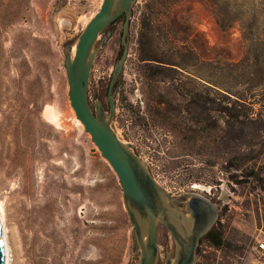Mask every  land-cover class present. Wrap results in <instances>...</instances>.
<instances>
[{"label":"rangeland","instance_id":"rangeland-1","mask_svg":"<svg viewBox=\"0 0 264 264\" xmlns=\"http://www.w3.org/2000/svg\"><path fill=\"white\" fill-rule=\"evenodd\" d=\"M102 0H0V205L9 264H135L121 188L69 104L63 51ZM145 0H136L128 55L117 78L113 125L150 174L174 197L191 192L215 204L222 245L206 238L195 264H264V102L239 128L207 99L213 92L176 71H152L136 43ZM133 7V8H134ZM179 15L210 46L242 56L240 25L264 22V0H176ZM216 20L232 24L219 28ZM122 19L90 69L87 96L107 110V87L121 53ZM202 95V113L196 102ZM196 101V102H195ZM254 162L233 170L234 153ZM227 169V170H225ZM253 171V172H252ZM254 173L255 178L245 175ZM235 181H234V180ZM160 262L173 251L163 226Z\"/></svg>","mask_w":264,"mask_h":264},{"label":"water","instance_id":"water-1","mask_svg":"<svg viewBox=\"0 0 264 264\" xmlns=\"http://www.w3.org/2000/svg\"><path fill=\"white\" fill-rule=\"evenodd\" d=\"M136 0H102L98 11L89 19L75 43V53L70 46L63 51V67L66 74L69 104L90 141L107 161L117 177L122 201L134 237L135 264H195L200 238L212 227L218 217L214 203L191 192L187 194L185 210L150 174L143 159L130 143L117 135L113 120L117 78L123 70L128 55V33L132 10ZM122 17L121 53L115 62L107 87V110L99 100L90 107L87 96L88 81L93 59L101 47V41L109 35L108 28ZM169 232L173 253L166 251L160 262L157 242L158 227ZM6 249L0 223V264L6 263Z\"/></svg>","mask_w":264,"mask_h":264},{"label":"trees","instance_id":"trees-1","mask_svg":"<svg viewBox=\"0 0 264 264\" xmlns=\"http://www.w3.org/2000/svg\"><path fill=\"white\" fill-rule=\"evenodd\" d=\"M175 6L176 0H145L148 13H143V30L136 41V50L142 53L140 60L148 70L176 71L187 79L198 81L213 92L212 98L207 99L214 106L212 110L230 118L231 127L234 123L243 127L246 119L255 114L254 101L264 102V22L240 25L244 51L241 57L234 58L230 51L210 46L204 34L180 16ZM131 17H135V7ZM119 19L122 17L109 28ZM216 24L224 29L232 26L218 20ZM198 96L195 102L202 113L206 110L202 105L205 98L203 100L201 94ZM255 158L251 154L234 153L226 168L237 170L254 162ZM245 176L258 177L254 173ZM203 238L214 247L222 245L214 228Z\"/></svg>","mask_w":264,"mask_h":264},{"label":"bare ground","instance_id":"bare-ground-1","mask_svg":"<svg viewBox=\"0 0 264 264\" xmlns=\"http://www.w3.org/2000/svg\"><path fill=\"white\" fill-rule=\"evenodd\" d=\"M75 53V45H72L70 46V55L71 57H73ZM0 223H1V226H2V236H3V239H4V243H5V249H6V263L9 264V247H8V244H7V238H6V232H5V225H4V219H3V210H2V206L0 205Z\"/></svg>","mask_w":264,"mask_h":264},{"label":"flooded vegetation","instance_id":"flooded-vegetation-1","mask_svg":"<svg viewBox=\"0 0 264 264\" xmlns=\"http://www.w3.org/2000/svg\"><path fill=\"white\" fill-rule=\"evenodd\" d=\"M177 200H176V203H177V205L179 206V207H181L183 210H185V205H186V201H187V199H188V196L187 195H183V196H180V198H177V197H175ZM216 221V220H215ZM215 224V223H214ZM213 224V225H214ZM213 225H212V227L202 236V237H204L212 228H213ZM160 226H162V225H160ZM159 226V227H160ZM159 227H158V229H159ZM164 227V226H163ZM157 234H158V231H157ZM202 237L200 238V240L202 239ZM200 240H199V242H200ZM199 244V243H198ZM198 247V246H197ZM166 253V252H165ZM170 253H173V251L172 252H170ZM164 258H165V255H164Z\"/></svg>","mask_w":264,"mask_h":264},{"label":"built area","instance_id":"built-area-1","mask_svg":"<svg viewBox=\"0 0 264 264\" xmlns=\"http://www.w3.org/2000/svg\"><path fill=\"white\" fill-rule=\"evenodd\" d=\"M257 249L259 251H264V241H260L257 243ZM256 264H262V263L257 262Z\"/></svg>","mask_w":264,"mask_h":264},{"label":"crops","instance_id":"crops-1","mask_svg":"<svg viewBox=\"0 0 264 264\" xmlns=\"http://www.w3.org/2000/svg\"><path fill=\"white\" fill-rule=\"evenodd\" d=\"M256 250L259 251L257 248H256ZM261 252H263V251H261Z\"/></svg>","mask_w":264,"mask_h":264}]
</instances>
